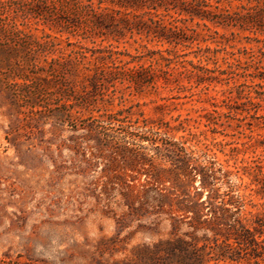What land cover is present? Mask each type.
Listing matches in <instances>:
<instances>
[{"label":"rangeland","instance_id":"374dc122","mask_svg":"<svg viewBox=\"0 0 264 264\" xmlns=\"http://www.w3.org/2000/svg\"><path fill=\"white\" fill-rule=\"evenodd\" d=\"M236 4L233 2L230 12ZM205 23L208 29L197 19L180 24L189 29L187 34L194 31L195 40L190 48L178 53H189L184 59L195 64L200 59L201 65L218 68L226 75L212 74L218 80H213L207 89L206 84L189 89L188 82L194 86L196 80L187 78L180 82L185 89L173 84L136 91L126 83H116L115 88L108 90L88 89L79 94L83 106L77 130L61 121L57 107L63 99L53 88L59 82L73 81L40 79L39 84L46 89L36 100L37 113L32 114L8 92V84L20 80L13 81L0 67V264H150L146 247L173 238L174 234L190 241L192 229L186 226L187 220L174 232L170 214L181 218L174 211L175 203L185 194L193 198V188L200 190L199 177L178 176L180 171L167 158L155 154L153 147L160 146L159 142L151 145L137 140L132 142L137 146L123 145L109 141L111 138H106L105 133L119 138L127 133H142L146 129L143 126L150 122L173 127L185 121L182 127L186 130L168 133L169 140H186L187 152L192 151L191 156L199 158V162L208 158L216 167L231 172L230 177L238 186L233 193L247 196L248 184L253 180L248 168L255 164L264 167V128L262 120L249 117L253 111L244 112L249 107L243 105V96L249 93L253 98L254 91L264 88L254 86L259 82L256 78L245 77L244 73L253 71L244 63L247 55L236 54L241 62L228 68L222 60L224 52L215 53L206 61L195 57L194 51L224 48L245 53L256 52L259 47L264 51V42L254 41L255 37L264 36ZM19 27L35 36H40L43 29L40 24ZM44 32L59 36L47 28ZM64 37L65 34L61 38ZM70 41L75 38L70 37ZM94 41L81 43L97 47L100 39ZM109 43L131 55L144 53L142 45L151 50L167 48L154 41L134 42L128 37L119 43L103 41L101 45ZM158 85L163 86L161 82ZM228 96L233 99L229 103L231 112L224 102ZM211 97L217 107L212 105ZM260 104L263 107L264 100ZM207 113L214 124L207 126ZM94 119L103 122V129H91ZM126 141L132 140L127 137ZM203 153L207 158L202 157ZM215 187L218 194L227 190L220 183ZM206 195L207 189L202 190L198 202L204 201ZM246 200H251L246 210L263 213L264 196L253 194ZM206 211L203 207V213ZM202 234L199 231L195 236L201 239ZM206 237L211 238V232ZM202 243L201 240L198 246ZM260 251V258L245 254L244 259L231 264H264V250Z\"/></svg>","mask_w":264,"mask_h":264},{"label":"trees","instance_id":"16d2710c","mask_svg":"<svg viewBox=\"0 0 264 264\" xmlns=\"http://www.w3.org/2000/svg\"><path fill=\"white\" fill-rule=\"evenodd\" d=\"M233 2L237 4L234 5L235 10L230 12ZM195 19L201 21L206 29L205 22L213 27H233L264 36V0H0V67L8 72L13 81L20 80V83H9L8 92L32 114L37 113L36 100L46 89L39 84L40 79L51 77L57 82L61 79L73 81L72 84L59 82L53 88L63 99L57 107L61 121L77 130L83 106L79 94L88 89L108 90L115 88L116 83H126L136 91L147 88L157 90L173 84L176 88L185 89L180 83L184 78L196 80L194 86L188 82L189 89L200 84H206L204 89H207L213 80H218L212 74L226 75L218 68L209 69L201 65L200 59L197 64L184 59L189 53H178L190 48L195 40L194 31L187 34L189 29L180 24ZM27 24L42 25V34L35 36L19 27ZM44 28L55 31L59 36L44 32ZM214 33L217 34L216 31ZM63 34L66 37L61 38ZM70 37L75 41H70ZM126 37L134 42L154 41L167 48L151 50L142 45L144 53L131 55L118 50L111 43L101 45L103 41L119 43ZM94 38L100 39L97 47H87L81 43L88 41L94 44ZM254 41L263 43L264 38L255 37ZM221 51L225 54L222 60L228 68L241 62L236 54L247 55L244 63L253 71L244 73L245 77L256 78L259 82L254 86L264 88L262 47L257 48L256 52L245 53L239 50L236 53L228 52L224 48L213 51L197 48L194 56L208 61ZM141 61L147 62V65L144 66ZM159 82L163 86H159ZM254 93L253 98L249 93L243 96L246 99L243 105L249 107L244 112L250 114L253 111L249 117L262 120L261 127L264 128V106L260 104L264 100V91ZM237 96L241 98L239 92ZM210 99L213 100L212 105L217 107L215 98ZM225 100L228 112H231L232 104L229 103L233 99L228 96ZM260 108L262 113L258 115ZM213 112L216 113L215 110ZM204 117L208 121L207 126L214 124L209 118L212 117L210 113ZM94 122L92 130L103 129L102 121L94 119ZM183 123L185 121L171 127L168 123L150 122V125L143 126L146 129L142 133H127V136L119 138L104 134L106 138H111L109 141L123 145L135 144L132 142L137 140L148 141L151 145L159 142L160 146L153 147L155 154L167 158L180 171L178 176L199 177L200 190L193 188V198L185 194L175 203L174 211L181 218L173 216V212L170 214L174 232L187 220L186 226L192 229L190 241L172 233L173 238L159 240L146 247V258L150 264H231L244 259L245 254L253 258L262 257L264 211L254 213L246 210L245 206L251 204V200L247 201L246 198L253 194L264 196V167L255 164L248 168L253 180L248 184L247 196L234 194L238 186L232 181L231 172L216 167L206 153L202 157L207 159L202 161L203 164L199 162V158L191 156L192 151L187 152L184 146L186 140H169L168 133L186 130L182 127ZM79 128L85 130L86 126L79 125ZM127 137L131 138V143L126 141ZM217 183L227 190L218 194ZM250 185L254 187L250 188ZM205 189L206 199L198 202L200 193ZM203 207L207 208L206 213H203ZM199 231L203 233L201 239L195 236ZM208 231L211 238L206 237ZM201 240L203 243L198 246Z\"/></svg>","mask_w":264,"mask_h":264}]
</instances>
